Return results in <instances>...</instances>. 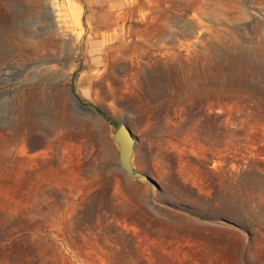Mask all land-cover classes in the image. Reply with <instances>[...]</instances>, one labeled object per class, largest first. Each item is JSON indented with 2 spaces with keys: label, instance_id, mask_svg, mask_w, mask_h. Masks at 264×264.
Wrapping results in <instances>:
<instances>
[{
  "label": "rangeland",
  "instance_id": "rangeland-1",
  "mask_svg": "<svg viewBox=\"0 0 264 264\" xmlns=\"http://www.w3.org/2000/svg\"><path fill=\"white\" fill-rule=\"evenodd\" d=\"M27 4L45 45L0 60V264H264V0ZM121 120L151 179L121 169Z\"/></svg>",
  "mask_w": 264,
  "mask_h": 264
},
{
  "label": "bare ground",
  "instance_id": "bare-ground-1",
  "mask_svg": "<svg viewBox=\"0 0 264 264\" xmlns=\"http://www.w3.org/2000/svg\"><path fill=\"white\" fill-rule=\"evenodd\" d=\"M0 8L4 9L0 14V60H22L42 51L45 44L33 37L37 30L29 25L37 6L27 4V0H0ZM56 27L50 36L62 30Z\"/></svg>",
  "mask_w": 264,
  "mask_h": 264
},
{
  "label": "water",
  "instance_id": "water-1",
  "mask_svg": "<svg viewBox=\"0 0 264 264\" xmlns=\"http://www.w3.org/2000/svg\"><path fill=\"white\" fill-rule=\"evenodd\" d=\"M74 99L75 96H73ZM113 123V121H110ZM112 136L118 143V159L121 169L132 177H145L151 179L148 174L136 170L131 163V156L133 152L134 135L123 120L119 121L116 128L112 132Z\"/></svg>",
  "mask_w": 264,
  "mask_h": 264
}]
</instances>
